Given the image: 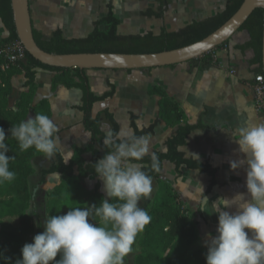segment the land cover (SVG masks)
Returning <instances> with one entry per match:
<instances>
[{"label": "crops", "instance_id": "0c3cea01", "mask_svg": "<svg viewBox=\"0 0 264 264\" xmlns=\"http://www.w3.org/2000/svg\"><path fill=\"white\" fill-rule=\"evenodd\" d=\"M33 30L44 40H50L54 33L61 29L65 39L85 38L94 30V23L106 17L107 6L111 0H98L103 7L101 18L94 20L88 31L80 30L82 24L81 11L85 6L79 0H29ZM227 0H181L175 1L165 14L164 20L144 17L149 11L158 12L160 3L155 0H113L115 16L120 20L118 34L121 36L153 33L158 36L162 29L177 32L194 21H202L222 13ZM83 3H86L84 1ZM87 7V6H86ZM71 8V9H69ZM74 14H70V11ZM68 18L65 21L64 18ZM67 22V23H66ZM66 23V24H65ZM71 27V28H70ZM240 34V35H239ZM7 29L0 20V38H7ZM227 45L214 50L208 60L195 63H184L174 67L141 69L128 71L88 70L86 74L92 92L102 96L110 91V85L116 87L113 98L97 102L93 107V116L97 117L108 110L120 124V132L133 134L131 129V115L137 117L136 124L140 129L151 126L159 113V97L149 95L154 85L163 87L185 111L188 121L192 125L203 124L208 130L194 131L188 140V145L181 148L187 158L202 163H209L218 171V185L207 195L209 207L204 211L200 203L203 200L211 177L198 170L181 167L182 175L178 177L176 167L170 162L164 163L162 180L172 186L180 196L185 208L189 210L196 222L200 240L196 248L207 253L206 241L217 235L218 214L210 207L219 198H233L237 194H244L248 198L246 189L247 165L233 170L230 161L244 159L237 143L236 130L249 122L247 109L251 108L252 123L264 122V117L256 110V92L254 87V67L252 65L253 52H243L239 49L249 40V34L238 32ZM212 58V59H211ZM213 60V63L210 61ZM26 62V61H25ZM57 74L36 69V96L33 107L48 100L53 122L58 126L59 144L62 156L69 162L76 150L87 149L91 145V135L83 125V113L79 107L83 104V93L79 89H67L59 86L53 91V81ZM27 79L20 73L13 77V93L16 103L24 92ZM21 88L19 92L17 86ZM35 112L30 117L34 118ZM101 130L104 134L112 130V126L104 115L100 117ZM175 129L159 124L155 133L150 135V152H166V142L173 137ZM49 159V168L56 162L55 157H37ZM84 158L91 161V153L86 152ZM42 169V170H43ZM36 170V169H35ZM41 171V170H40ZM61 183L59 174L47 176L46 183L40 185V190L48 196ZM157 185L158 182L153 180ZM85 188L92 192L99 188V192L106 198L103 182L99 177H89L85 180ZM153 186V185H152ZM200 186L203 188L201 192ZM153 190V199L156 192ZM155 191V192H154ZM33 200V197H32ZM33 202V201H32ZM230 213L235 207L224 209ZM206 211V212H205ZM47 212V210H46Z\"/></svg>", "mask_w": 264, "mask_h": 264}, {"label": "trees", "instance_id": "16d2710c", "mask_svg": "<svg viewBox=\"0 0 264 264\" xmlns=\"http://www.w3.org/2000/svg\"><path fill=\"white\" fill-rule=\"evenodd\" d=\"M160 3L158 12L149 11L144 16L164 20L169 7L175 1L181 0H155ZM244 0H227V5L222 13L202 21H194L187 27L177 31L168 32L162 29L160 35L148 33L144 36L118 34L120 20L115 16L113 0L107 6L106 17L94 23V30L85 39L67 40L63 32L58 29L50 40H44L35 30L34 37L39 47L55 54H81V53H111V54H156L165 51L180 49L199 41H202L224 23H226L241 7ZM0 20L7 29V38L0 39V127L5 129L8 145V156L15 159L9 163V170L15 173L11 181L0 183V221L14 228L13 232H6V245L9 253L0 257V264H16L22 259L20 250L25 243H31L35 234L34 219L30 213L32 202L31 178L36 174L34 160L37 157H45L35 148L27 151L19 149L17 141L11 137L9 129L18 125L21 121L30 117L31 112L46 114L52 118L50 103L42 101L33 107L37 86L36 69L40 68L57 76L53 81V91L59 86L67 89H79L83 93V104L79 110L83 113V125L91 135V145L87 149L76 150L69 162H66L58 150L53 157L56 162L49 168L40 171V185L46 183V178L52 174L61 176V183L48 196L46 210L48 216L63 215L71 207H87V205H98L105 198L99 192V188L88 191L84 184L89 177H98L95 172V163L111 149L103 145L105 134L101 130L100 117L104 115L112 126V131L120 132L121 126L115 120L114 115L106 110L103 114L94 117L93 107L97 102H103L114 97L116 87L110 85V91L102 96H96L90 87L89 78L85 70L54 68L41 64L26 52V62L16 64L8 72L4 73L1 66L5 61L2 53L4 47L10 43L19 41L14 24L11 0H0ZM264 12L262 9L254 11L239 32L246 31L249 40L239 47L243 52H253L252 65L255 76L263 75L262 68V44H263ZM108 26L103 30L102 26ZM229 41L223 46L227 45ZM221 46V47H223ZM213 52L192 60L195 63L208 60ZM212 59V58H211ZM213 63V60L210 61ZM174 67V66H171ZM128 72H131L129 70ZM24 74L27 79L24 92L15 107L10 106V98L13 93V77ZM255 85V80H254ZM149 95L159 97V113L156 121L149 127L140 129L137 117L131 115V129L137 136H150L155 133L159 124L175 129L173 137L166 142V152H154L159 160V170L151 168L150 156H145L142 161H133L144 165L143 170L152 177V181L158 182V189L153 199L142 198L143 208L148 212L151 220L143 227L142 235L138 241L139 252L134 257V264H206V252L196 248L200 240V234L196 222L191 213L185 208L180 196L172 186L162 180L164 163L170 162L175 165L178 177L182 175L181 167L186 166L191 170H198L202 174L211 177L212 181L205 196L209 195L213 188L218 185V171L209 163H202L187 158L181 148L188 145L191 134L196 130L208 129L201 123L192 125L188 121L185 111L171 98L166 90L154 85ZM86 152L91 153V161L88 163L84 158ZM116 203V199L110 200ZM95 223L98 218L92 217ZM57 259H60L59 255Z\"/></svg>", "mask_w": 264, "mask_h": 264}, {"label": "clouds", "instance_id": "9594fccd", "mask_svg": "<svg viewBox=\"0 0 264 264\" xmlns=\"http://www.w3.org/2000/svg\"><path fill=\"white\" fill-rule=\"evenodd\" d=\"M247 112L249 122L236 130L244 159L230 161V167L235 170L247 165L248 198L237 194L219 198L210 206L215 209L212 213L218 214V226L217 235L206 241V264H264V122H250L252 109ZM9 132L21 151L34 147L51 158L60 149L59 128L46 114L29 117ZM6 138L5 129L0 127V183L15 178L9 170L15 157L7 155ZM102 142L111 150L95 163V172L103 182L106 198L98 205L71 207L66 214L48 216L44 231L22 246V259L16 264H123L137 234L151 220L139 202L150 198L152 177L143 170L144 165L133 161L150 156L151 168L158 171L159 160L150 152L147 135L108 130ZM200 189L203 193L202 186ZM203 197L196 201L202 205L201 211L209 207L207 196ZM112 198L117 202H110ZM232 207L236 208L234 213L224 210ZM92 217L98 218L95 223Z\"/></svg>", "mask_w": 264, "mask_h": 264}, {"label": "water", "instance_id": "95a60500", "mask_svg": "<svg viewBox=\"0 0 264 264\" xmlns=\"http://www.w3.org/2000/svg\"><path fill=\"white\" fill-rule=\"evenodd\" d=\"M14 24L25 51L43 65L81 70L129 71L166 68L199 59L230 41L258 9L264 12V0H244L239 10L214 33L192 45L156 54L81 53L55 54L42 50L34 37L29 0H11ZM264 74V24L262 44Z\"/></svg>", "mask_w": 264, "mask_h": 264}, {"label": "rangeland", "instance_id": "374dc122", "mask_svg": "<svg viewBox=\"0 0 264 264\" xmlns=\"http://www.w3.org/2000/svg\"><path fill=\"white\" fill-rule=\"evenodd\" d=\"M79 1L86 8L85 11L84 10L81 11L82 12L81 16L83 15V16H85V18L82 16L83 17V19L81 18L82 24L79 26V29L84 30V31H88V29L91 28L94 20L101 18V15L103 14V10H102L103 7H102L100 1H98V0H79ZM84 1H86V3H83ZM69 9H71V8H69ZM70 14H74L73 10L70 11ZM143 16H144V14H143ZM144 17H147V16H144ZM148 18H150V17H148ZM64 19H65V21L68 20L67 17ZM102 29L107 30L108 26L103 25ZM85 38H87V37H85ZM85 38H74V39H85ZM237 38L238 39H234V37H233L231 39V41L233 40V42H234V40H241L240 37H237ZM0 39H2V38H0ZM67 40H71V39H67ZM17 89L19 92L21 91V88L19 87V85L17 86ZM15 101H16L15 96H13L11 98V106H13L15 104ZM260 114L264 117V107L262 109V112H260ZM50 162L51 161L49 159H43V158L37 159L34 163V167L36 169V174L30 180L32 197H33V200H32L33 202H31L30 213L32 214L33 219H34V227H35V234L34 235L44 231V227H43L44 220L48 217V214L46 212V203H45L46 198H45L44 193H42L40 190L41 189L40 188V179H41L40 170L48 167ZM152 185H153L152 191L153 190L156 191L157 185L155 183H152ZM150 198H152V195L150 196ZM139 206L143 208L141 201L139 202ZM37 224H39L40 226L37 227ZM13 230H14V228H12V226H10V225L4 226L0 221V257L5 253H9V247H7V245L5 243L6 242V235L5 234H6V232L7 233L13 232ZM141 235H142V231H140L137 234V236L135 238V242L132 245V251L124 256L123 264H134V257L139 252L138 241H139ZM33 237L31 238V242H32Z\"/></svg>", "mask_w": 264, "mask_h": 264}, {"label": "built area", "instance_id": "2783aa9c", "mask_svg": "<svg viewBox=\"0 0 264 264\" xmlns=\"http://www.w3.org/2000/svg\"><path fill=\"white\" fill-rule=\"evenodd\" d=\"M2 53L5 56V61L1 66L2 72H8L13 66L26 61V51L20 41L10 43L4 47ZM255 92H256V110L262 112L264 107V76L258 75L255 77Z\"/></svg>", "mask_w": 264, "mask_h": 264}]
</instances>
